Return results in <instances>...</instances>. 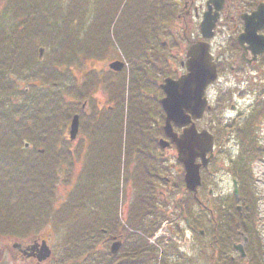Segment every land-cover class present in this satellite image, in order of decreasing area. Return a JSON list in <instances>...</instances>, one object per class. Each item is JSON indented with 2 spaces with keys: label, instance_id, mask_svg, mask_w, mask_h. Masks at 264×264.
Returning a JSON list of instances; mask_svg holds the SVG:
<instances>
[{
  "label": "trees",
  "instance_id": "16d2710c",
  "mask_svg": "<svg viewBox=\"0 0 264 264\" xmlns=\"http://www.w3.org/2000/svg\"><path fill=\"white\" fill-rule=\"evenodd\" d=\"M4 2L5 6L0 11V81L5 80V83L4 87L0 85V92L6 91V96L0 99V104L16 99L17 91L7 81L11 74L8 71L16 70L21 74L28 71L27 79L37 83L31 84L28 93L20 91L22 101L18 104L5 102L9 108L3 114L4 123L0 124V233L27 235L35 231V225L38 226L40 221L44 225L57 220L65 228L61 244L62 254L67 257L63 259L64 264H70L77 257V264H172L164 258L159 261L158 254L153 252L144 238L150 236L161 221L155 220L159 211L155 210L154 213L152 209L159 198L152 186H147L150 189L147 195L138 194L135 197L132 228L136 230L132 232L119 230L112 225L114 222L110 224L109 216L106 218L108 223L102 227L105 232L84 227L82 221L87 217L86 206L80 209L76 205L85 199L95 203L92 191L84 183L85 178L92 177V181L102 183L104 175L106 181L113 175V180L119 181L120 171L124 170L125 180L135 179L138 182L137 178H141V189L148 184L147 177L152 175L151 170L154 169V176L157 177L160 168L166 169L162 151L154 155L162 132L152 133L150 124L154 117L162 116L158 103L160 93L156 91L154 79L159 75H171L172 72L171 67H164L159 53L156 55L154 49H159L158 44L154 45L151 41L152 35L163 29V20L174 18V0H127L125 4H129V16L125 15V29L116 33V41L129 64V77L127 80L123 73L111 78L110 83L116 84L115 93H110L109 97V102L113 104L112 111L102 109L91 114L85 111L82 102L87 99L95 101L92 95L102 78L91 69L92 73L88 71L86 81L82 83L73 81L70 84L66 81L67 75H73L71 65L86 66L90 61H100L106 57L103 48L108 47L109 39L103 31L108 20L104 16L101 1L92 2V14H89L90 3L79 0H72L68 4H63L62 0ZM119 2L122 4L124 0ZM85 18L89 22L93 20L87 30L83 29ZM113 19H110L109 27ZM7 20L14 21V25L9 29V36L3 38ZM7 43L13 44V48L9 49ZM24 44H27L28 49L21 52ZM39 46L46 50L41 61L37 60L36 53ZM8 52L14 55L11 61ZM260 65L264 69V58ZM259 97L255 110L235 128L236 135L242 140L241 152L248 157L255 153L254 128L264 118V99ZM75 114L80 117L79 150L73 149V143L67 137L70 120ZM230 127L234 128L233 125ZM225 128L216 126L218 132L221 130L220 133ZM24 142H28L31 149L22 150ZM39 149L43 153H39ZM100 152H105V165L103 169L99 167V170L92 172L91 164H98L100 160L97 155ZM76 154L78 158L82 155V175L71 193L68 205L54 210L51 199L55 195L57 182L63 177L59 173V167L62 168L60 160L70 159ZM178 185L181 186V181ZM241 199L245 205L241 215L232 208L231 215L227 219L223 218L221 226L214 219L210 223L209 244L213 246V251L219 247L221 254L228 253L238 230H244L249 235V227L242 221L251 224L250 219L254 215L252 213L248 219L245 209L253 210L256 200L251 193H244ZM147 200L151 201L150 206ZM192 200L190 194L179 203H183L180 205L181 213L189 219L187 203ZM142 211L146 216L154 215L155 229H151V224L139 222L140 218L136 219ZM50 214H53V218L48 221ZM32 217L40 219L34 226ZM116 235L123 236L124 245L117 256H112L101 244L109 243ZM250 244L248 264H261L259 256L262 249L258 245V249H254ZM214 260L215 255L212 253L208 264H218ZM223 264L245 263L225 260Z\"/></svg>",
  "mask_w": 264,
  "mask_h": 264
},
{
  "label": "rangeland",
  "instance_id": "374dc122",
  "mask_svg": "<svg viewBox=\"0 0 264 264\" xmlns=\"http://www.w3.org/2000/svg\"><path fill=\"white\" fill-rule=\"evenodd\" d=\"M61 1V0H60ZM72 0H62V3L64 4H68L70 3ZM73 1H77V0H73ZM81 2H88V4L90 3L89 6V14H92V2L95 0H79ZM101 1V6L102 9L105 11L104 16H107L106 19L108 21H105V25H106V30H104V35L107 36L108 35V47L104 46L103 48V54H105V56H107L105 59L97 61L96 65L93 64V66H95V69L100 70V71H105V68L107 67L106 65L108 63H110L113 60L118 59L117 56L118 52L116 49H113L112 52L110 51L109 47H118L120 48V46L118 45V41H116V33L121 32V29H125V24L126 22H123L126 20L125 15L129 16V12H127V8L129 6L126 5L125 3H127V0H124V3L120 4L119 0H100ZM130 1V0H129ZM132 1V0H131ZM231 1L233 0H229V2L231 3ZM235 3L240 5V1H242V4L245 6L246 2H249L250 0H234ZM130 3V2H129ZM4 0H2V3L0 5V11L1 8L4 7L5 5ZM91 16V15H90ZM113 19L112 21V25L109 27V21L110 19ZM167 19V18H166ZM173 19L169 18L167 20H163V23L165 24V27L159 31L158 33H161L162 36V32L163 30H167L169 31L168 33L171 34V38L167 37L164 38L163 36L160 37L158 39V42H160V44L165 41L168 40L169 41V50L168 51H162L160 49H154L156 51V55L161 56L162 58H165L167 61H173V66L175 67V71L179 74L182 73V70H180L179 68V59L183 58L182 55V51L184 48L187 47L186 42L184 39L186 40H190V42L194 41L198 36H199V32H198V22L193 21L191 24H189L188 26L184 25H176L175 22H172ZM5 25L3 28V38H5L6 36H9V29L10 27H12L14 25V21L12 20H7L5 21ZM85 24L83 25V29L87 30L88 27H90V25H92L93 20H91V22H89L86 18L83 21ZM131 23V22H130ZM228 24V25H227ZM221 26L220 28H218L216 35L212 41V52L214 54H216V51H218V47H220L221 49H223V47H226V45H228V39L229 37L232 39L233 36V29H232V24L229 23L228 19H225L223 17V19L221 20ZM180 28V31H177L176 28ZM184 27V28H181ZM184 33V34H183ZM168 36V35H167ZM2 38V39H3ZM152 42L154 45L156 42V39H152ZM177 44V47H176ZM8 45L9 49L13 48V44L11 46V44H6V46ZM175 46V47H174ZM4 47V46H3ZM174 47V48H173ZM7 48V47H6ZM27 48V44H24V46L21 48V52ZM7 50V49H5ZM20 51V50H19ZM18 51V52H19ZM16 53V52H14ZM111 53V54H110ZM179 53V54H178ZM110 54V55H109ZM173 56H177L179 58L176 59L175 58L173 60ZM14 55L11 54L10 52H8V59L9 61L13 60ZM92 61L88 62L86 66H82L81 64H74L71 65V75L72 72L75 75V82L78 83H82V81H86L85 79V73L87 74L88 71L91 70L92 66L91 63ZM95 62V61H94ZM255 67V66H254ZM7 73H11L9 76L8 80L9 83L11 82V86L13 87V89H16V95L19 96V93L21 90H24L26 87H30L31 84L34 85L37 82L35 80H28L27 78L29 77V72L28 71H23V73L21 74L20 72H17L16 70H12V71H8ZM90 73H92V71H90ZM67 75V74H66ZM7 76V77H8ZM25 78L24 80H20V78ZM68 77V83H72V76L67 75ZM26 82V83H25ZM29 82V83H28ZM4 83L5 80H1L0 81V85L2 87H4ZM28 83V84H27ZM7 84V83H6ZM5 84V85H6ZM262 87H264V72L258 71V70H254V69H250V67H246L243 68V70H241V72H237V73H226L222 75L221 78H219V80L214 83L209 89H208V94L209 95H213V100L215 101L216 98V93H224L229 89H234V95L232 97V100L225 102L224 106L222 107L221 105V109L220 112L222 113V119L223 122H226V126L231 122V121H237V120H243V118L247 115L249 109L251 108V104L254 102V92H258L259 90L262 89ZM19 90V91H18ZM238 90V92H236ZM1 93V92H0ZM14 94V93H13ZM94 95L96 97L99 98H104L105 99V94L102 91V88L100 87L98 89V91L96 93H94ZM212 97V96H211ZM17 99H13V100H6L4 101V103H13V104H18V102L20 101V97H17ZM1 99V98H0ZM3 101V100H2ZM1 102V101H0ZM0 104V124L4 123L3 122V114L8 110L9 105H6V103L4 104ZM234 105L236 106V110L235 111H231L230 110V106ZM91 106V105H90ZM221 115V114H220ZM219 115V116H220ZM210 116H208L204 123L209 122L208 118ZM225 124V123H223ZM80 136H77V139L75 140V142H73V149L75 150L77 148V150H79L80 146L77 144L80 142L79 138ZM257 138L259 139L260 143L264 144V121L261 122V124L258 126L257 128ZM237 144L234 143L233 141H230V143L227 144V149L232 152L236 153L237 150ZM233 154V153H232ZM170 157V162L173 163L172 169L175 171L177 170L178 165L175 164V152L169 153L168 155ZM98 158V164L94 165L91 164V168H92V172H94L95 170H99V167L103 169L104 165H105V152H100L97 155ZM60 166L59 167V173L60 175H62L63 177L57 182L56 184V192L55 195H53L52 197V206L54 207V210L59 209L61 206H63L64 204H67L70 202V198H71V193L74 190V187L78 184V179H80L81 175H82V171H83V162H82V155L81 158H78V154L73 155L72 158H63L60 160ZM218 161L220 162V168H217L218 173L216 174V177L214 180L208 179V183L210 184V188L215 189V192L218 193L221 190H223V192H226L229 188V184L226 182L225 183V176L223 172V169L226 168L227 165V161L224 160L223 158L220 157V155L218 154ZM263 162L257 161L255 163L252 164V168H253V176L254 179H256L258 182L255 183V189L259 198V204H258V217H257V228H258V232L259 235L262 239V242L264 243V157L262 158ZM64 168V169H63ZM180 170V168L178 167V171ZM216 170V171H217ZM167 172V173H160L162 174L163 177H169L171 179H176V173L175 172ZM139 174V173H138ZM127 179V178H126ZM138 187L140 186V180L141 178L138 177ZM218 179H222L223 183L218 185L217 181ZM214 181V183H213ZM84 183L85 185H87L89 187V189L92 191L93 193V197L92 200L95 198V202L96 203H101L103 204V206L106 208V211H108V204H109V209L112 210L113 206L116 203V198L113 194V189L112 186L109 185L108 189L106 190L105 185L99 182H94L92 181V177H88L84 179ZM157 187L160 191L164 192L167 195V200H168V209L171 210V212H173V214H171L172 219L173 218H177V209L172 210V204L174 202V200L177 199L178 194L182 193V188H176L177 190H175V188L172 187V185H167L165 186L163 183L159 182L157 184ZM133 194L134 192L131 189H128V198L125 199L124 204H127L128 207H132V204L130 202V198H133ZM121 195H119V199L120 202H122L121 199ZM159 206L162 208L163 205V201L159 200L158 202ZM68 205V204H67ZM84 206H90V202L89 199H85L83 202H79L76 205V208H80L83 209ZM85 210H87V208L85 207ZM103 210V207H100L99 210L97 211L98 214H101V211ZM170 212V213H171ZM161 217H163V213L159 214ZM83 217V216H82ZM167 217H170V214L167 215ZM27 217H25L26 220ZM53 218V214L50 216H48L47 220L51 221V219ZM31 219V218H30ZM40 220L39 218H33L32 217V222L33 225L36 223V221ZM165 228L167 229V227L165 226ZM35 231H33L31 234H21V235H10L8 233H0V264H20V262H16L15 259L13 258V251L14 249L12 248V244L15 241L21 240V239H26L31 237V235H39L41 237V239H45L48 240L50 243V246L52 247V249L55 247V250L58 249L59 251V247L62 244V242L64 241V236H65V232L63 230H58V228H55L52 222H47L44 225H41V221L39 222L38 226L35 225ZM173 238V237H172ZM174 239L172 241H178L180 244H178L177 246L180 247L181 252L185 255L186 260L190 261V259L187 258H192V262L191 264H205L206 263V250H207V238L200 240L198 238V236H196V240H193L191 238V241L189 243H185L184 241H186L185 237L182 236L180 238L177 239L176 235L174 234ZM202 241H204V244L206 245V247L204 246V244L202 243ZM59 246V247H58ZM58 251H56V257L58 256ZM202 251H204V253H202ZM58 258V257H57ZM46 264H54L52 260H50L49 262H47Z\"/></svg>",
  "mask_w": 264,
  "mask_h": 264
},
{
  "label": "water",
  "instance_id": "95a60500",
  "mask_svg": "<svg viewBox=\"0 0 264 264\" xmlns=\"http://www.w3.org/2000/svg\"><path fill=\"white\" fill-rule=\"evenodd\" d=\"M223 0H210L207 3V11L204 13L199 25L201 41L191 44L186 52L184 63L186 74L177 80L166 79L161 89L165 93V98L160 102L166 115L164 132L175 144L177 160L183 164L185 170L184 182L186 188L195 192L200 184L199 169L205 167L211 158H205L207 153L212 152V136L206 131L197 133L191 119L198 120L202 117L207 107L205 90L207 86L217 79L216 64L209 54V44L205 40L213 37V29L218 18V13L222 8ZM212 7L214 12H212ZM244 32L238 37V43L248 44V49L256 56L264 52V37L257 35V32L264 30V5H259L252 14L243 16ZM44 49L38 51L39 58L42 57ZM113 71H120L122 64L113 63L109 66ZM171 124L184 128L181 135H176ZM78 132V117L74 116L71 124L69 136L74 140ZM162 146L167 143L161 142ZM28 145L25 144V148ZM197 158L202 160V164H196ZM119 248V243L111 247L114 254ZM239 250L240 248L237 247Z\"/></svg>",
  "mask_w": 264,
  "mask_h": 264
},
{
  "label": "flooded vegetation",
  "instance_id": "af4514ba",
  "mask_svg": "<svg viewBox=\"0 0 264 264\" xmlns=\"http://www.w3.org/2000/svg\"><path fill=\"white\" fill-rule=\"evenodd\" d=\"M206 1L207 0H178L177 5L179 6V10L176 15V25H184L187 26L188 24H191L193 21H198L203 10L206 9ZM264 4V0H250L249 2H246L245 6L242 4V1H240V5L235 3V1L229 2V0H224L222 9L219 13V18L216 22L215 26V33L217 32L218 28L221 26V20L223 17L225 19L229 20V23L232 24L233 34L239 35L243 31V16H247L252 14L259 5ZM228 25V24H227ZM181 27V28H184ZM180 28H178V31ZM257 34L264 35L263 31H258ZM161 47H167L168 45L166 42H162ZM163 48H161L162 50ZM236 50L239 53L238 59H235L234 62V69L239 70L242 69V67L248 65V61L251 58V52L244 51L239 45L236 46ZM185 48L182 51L183 60L179 59V67L183 66L184 56H185ZM179 54V53H178ZM243 55V60H242ZM219 62H221L220 65L224 63V54H219ZM211 165V163H210ZM209 168V167H208ZM206 169L204 171H208L209 169ZM42 243V239L40 237H35L28 239L26 241H21L15 243V247L17 249H14L13 251V258L16 262H20V264H46L49 262V260H46L44 262H40L39 260V247ZM47 243V242H46Z\"/></svg>",
  "mask_w": 264,
  "mask_h": 264
}]
</instances>
